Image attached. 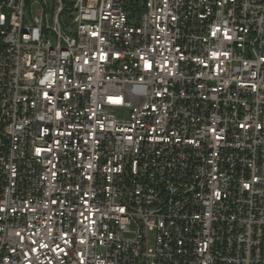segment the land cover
Wrapping results in <instances>:
<instances>
[{
    "label": "built area",
    "instance_id": "2783aa9c",
    "mask_svg": "<svg viewBox=\"0 0 264 264\" xmlns=\"http://www.w3.org/2000/svg\"><path fill=\"white\" fill-rule=\"evenodd\" d=\"M69 4L0 0V264H264V0Z\"/></svg>",
    "mask_w": 264,
    "mask_h": 264
},
{
    "label": "rangeland",
    "instance_id": "374dc122",
    "mask_svg": "<svg viewBox=\"0 0 264 264\" xmlns=\"http://www.w3.org/2000/svg\"><path fill=\"white\" fill-rule=\"evenodd\" d=\"M32 2H34L35 0H30ZM48 2V5L50 6V9H51V13L53 14V9L57 7V4H58V0H46ZM64 1V4L66 7H69L71 6L69 3H75L76 0H63ZM67 24L70 25L71 28H74L72 27V24H70V21H67ZM128 115L129 113L126 111V110H118L117 111V116L120 118V119H127L128 118Z\"/></svg>",
    "mask_w": 264,
    "mask_h": 264
}]
</instances>
